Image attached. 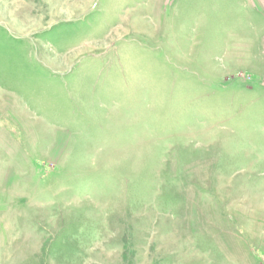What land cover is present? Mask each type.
<instances>
[{"label":"rangeland","instance_id":"1","mask_svg":"<svg viewBox=\"0 0 264 264\" xmlns=\"http://www.w3.org/2000/svg\"><path fill=\"white\" fill-rule=\"evenodd\" d=\"M203 7L0 0V264H264L263 60Z\"/></svg>","mask_w":264,"mask_h":264},{"label":"crops","instance_id":"2","mask_svg":"<svg viewBox=\"0 0 264 264\" xmlns=\"http://www.w3.org/2000/svg\"><path fill=\"white\" fill-rule=\"evenodd\" d=\"M202 18L210 16L211 30H225L226 52L257 51L264 66V0H202ZM253 36L249 39L247 35ZM256 58V59H257Z\"/></svg>","mask_w":264,"mask_h":264}]
</instances>
